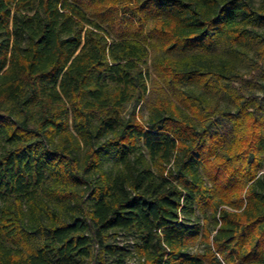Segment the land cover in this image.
<instances>
[{
  "label": "trees",
  "instance_id": "trees-1",
  "mask_svg": "<svg viewBox=\"0 0 264 264\" xmlns=\"http://www.w3.org/2000/svg\"><path fill=\"white\" fill-rule=\"evenodd\" d=\"M256 89L264 0H0V264H264Z\"/></svg>",
  "mask_w": 264,
  "mask_h": 264
},
{
  "label": "rangeland",
  "instance_id": "rangeland-1",
  "mask_svg": "<svg viewBox=\"0 0 264 264\" xmlns=\"http://www.w3.org/2000/svg\"><path fill=\"white\" fill-rule=\"evenodd\" d=\"M157 54V51L153 50L150 48L149 50V57L147 59V64H146V70L148 72V80H147V93L145 98L142 101L139 102H130L125 104L123 110L121 111V114L125 117L129 116H137L143 123H146V120L148 118L149 114V109L148 106L152 102H155L156 99L160 94H163L162 90H166L165 94H169V96L172 95L171 91H168L169 88L165 87L164 84L162 83L161 79L157 77L156 72L153 70V67L151 65V59L154 55ZM255 56L251 54L248 59L244 60L241 62L240 69L241 70H249L251 66V62ZM233 86L240 87L241 90L244 92L248 91V87L241 85L239 82H233ZM253 96H255L258 100H263L264 103V92L263 90H254L253 91ZM220 103L225 106H229V101L227 100V97L222 96L220 97ZM230 107V106H229ZM221 134L229 137L230 136V130H231V123L228 119H217L214 122V125ZM112 164V161L110 159H106L103 162V165L105 167L110 166ZM201 172L204 174L205 178V162L202 163L201 167ZM244 195V192H242V196ZM205 211L207 214H209V209L207 208L205 210V206L203 207H198L196 209V215L205 219ZM203 250V244L199 241H196L194 244L190 245L188 247V251L190 252H201ZM225 264V263H222Z\"/></svg>",
  "mask_w": 264,
  "mask_h": 264
}]
</instances>
